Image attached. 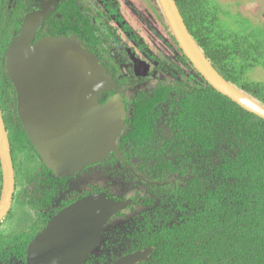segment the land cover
<instances>
[{"label": "rangeland", "instance_id": "rangeland-1", "mask_svg": "<svg viewBox=\"0 0 264 264\" xmlns=\"http://www.w3.org/2000/svg\"><path fill=\"white\" fill-rule=\"evenodd\" d=\"M129 4L138 8L140 20L144 18L143 13H155L160 18V23L156 24L157 29L161 25L168 29L157 0H122L124 9ZM199 8V12L203 11L207 17H215L217 42L226 48L225 51L230 52L229 68L237 80L234 86L264 105V0H203ZM15 29H0V108L7 122L5 125L10 139H16L19 129H23L15 96L3 76L5 48ZM157 33L154 30L153 34ZM172 43L176 50L174 41ZM152 45V50L158 49V44ZM101 53L105 57L101 63L114 85L101 99L105 102L117 97L124 105V127L117 144L128 167L112 153L104 162L72 177L58 178L46 171L37 151L29 143L17 148L12 145L15 193L9 216L0 224V235L6 233L9 239H15L31 231L39 233L58 210L85 194H104L119 201L132 200L128 209L111 219L115 226L106 228L102 244L90 255V264H112L135 249H143L144 234L150 231L148 224L153 225L174 217L172 207L165 203V196L167 192L173 191V186L171 182H166L170 179L167 178L170 169L164 165L165 160L175 154L163 152L160 139L165 141L172 137L167 124L172 114L169 101L184 93L198 91L203 85L189 66L184 68L183 75L177 77L166 72L157 78L152 71L144 78L133 77L132 64L130 59H126L128 53L125 45ZM173 53L171 49L172 69L176 64ZM132 57L135 59L133 54ZM128 74L131 76L128 77ZM249 87L251 90L258 88L260 93L249 92ZM164 97H167V101L163 100ZM150 102L154 104L153 110H148L153 130L152 146L135 147V139L123 143V135L135 130L131 123L140 114L138 107ZM157 142L154 152L153 147ZM130 168L134 169L135 174ZM191 179L188 175L182 177V180H171L177 181L179 188H184ZM2 184L0 177V186ZM7 248L0 251H7ZM0 264H3L2 261Z\"/></svg>", "mask_w": 264, "mask_h": 264}, {"label": "trees", "instance_id": "trees-1", "mask_svg": "<svg viewBox=\"0 0 264 264\" xmlns=\"http://www.w3.org/2000/svg\"><path fill=\"white\" fill-rule=\"evenodd\" d=\"M175 1L213 67L236 85L230 52L217 42L215 17L199 12L203 0ZM183 58L203 85L169 101L172 114L167 124L172 137L160 140L163 152L175 154L165 160L170 169L167 178L182 180L189 175L192 179L184 188L177 181L170 183L173 191L167 192L165 203L174 217L148 224L143 242L153 251L141 264H264V120L214 90ZM153 107V102L138 107L140 114L131 123L135 130L123 135V143L135 139V147L152 146L148 110ZM27 143L36 150L22 128L16 139L11 138L15 148ZM156 146L158 142L154 152ZM0 177L3 182L2 170ZM25 236H0V250L8 247L0 251L3 264H27L30 237Z\"/></svg>", "mask_w": 264, "mask_h": 264}, {"label": "water", "instance_id": "water-1", "mask_svg": "<svg viewBox=\"0 0 264 264\" xmlns=\"http://www.w3.org/2000/svg\"><path fill=\"white\" fill-rule=\"evenodd\" d=\"M157 1L180 49L201 77L218 93L264 120V105L213 67L189 32L176 1ZM47 11L44 8L27 18L7 52L5 73L16 90L18 113L28 139L44 165L59 178L102 163L112 153L127 166L117 144L124 127V105L117 97L102 101L101 96L114 85L98 59L73 37H46L33 43ZM136 63L141 65L138 60ZM0 163L1 222L15 192L10 140L1 110ZM131 204V200L117 201L104 194L80 199L56 215L31 242L28 263L83 264L99 243L105 224ZM152 250L127 255L114 264L144 263Z\"/></svg>", "mask_w": 264, "mask_h": 264}, {"label": "flooded vegetation", "instance_id": "flooded-vegetation-1", "mask_svg": "<svg viewBox=\"0 0 264 264\" xmlns=\"http://www.w3.org/2000/svg\"><path fill=\"white\" fill-rule=\"evenodd\" d=\"M44 8H47L48 11L45 15L42 25L37 31V34L33 41L34 44L46 37H73L76 40L80 41L83 47L89 50L98 59L101 65L102 59L105 58L104 54L101 52H107L109 49H114L116 47H120L121 45H125L126 51L128 53L126 55V59H130L133 68L132 76L138 79L147 77L150 71L154 72L157 78L162 74H165L166 72L172 74V76L177 77V75H183L184 68L188 67V63H186L183 58L185 55L183 54L177 41L175 40V37L171 32L169 25L168 29L164 28V26L162 25L160 26L161 28L157 29L156 26L158 25L157 23H160V18L156 17L154 15L155 13L153 14L151 12L148 15L143 13L144 18L140 20L139 16L141 14L138 13V8L135 7L133 4H129V7L127 5V7L124 9L122 7V0H0V29L3 27L7 31H9L10 29H12V27L16 28L15 33L12 35L11 40L8 42V45L5 48L3 59L5 68L8 49L11 43L20 35L21 29L24 23L26 22L27 18L37 12H43ZM148 11L149 9L147 10V12ZM154 30L158 33L153 34ZM171 33L173 39H171ZM172 41H174L177 47L176 50L173 46ZM152 44H158V49L152 50ZM171 49L174 51L173 55L174 60L176 61L174 69H172L171 64ZM132 54L135 56V59L134 57H132ZM112 56L116 57L115 55ZM136 59H139L141 61V65L136 63ZM176 66L179 67L177 68ZM5 76L7 77L6 73ZM130 76L131 75L128 74V77ZM6 79L10 84L12 92H15L14 96L16 100V108L18 111L16 90L10 79L8 77ZM4 122L7 123L6 120H4ZM9 140L13 164H15L10 137ZM36 151L40 157L37 148ZM45 168L47 169V172L57 177L51 170H49L47 167ZM1 170L2 166H0V174ZM2 190L3 184L0 186V200L2 197ZM89 195L94 194H85L82 197L74 199L71 202L68 201L69 203L67 202L68 204L64 208L58 210L50 219V221L62 210L72 206L80 199L85 198ZM9 212L7 216L0 222V224H2L5 219H7V217L9 216ZM117 215L111 217L109 221L105 224L99 243L93 249V251H96L102 244L106 228H109L112 225L113 227L115 226L114 223H111V219L116 217ZM50 221L46 223L44 228L41 229L39 233L31 231L32 233L29 232L25 236V239L30 237V239L26 242L27 247L25 249V259L27 264H29L27 260V250L29 248V245L43 230L46 229ZM5 235L6 233L1 234L0 236ZM142 248L143 249H135L133 250L134 252L130 254L151 249V247H144L143 241ZM90 255L83 264H90ZM119 259L120 258H118L117 260ZM116 261H114L112 264H114Z\"/></svg>", "mask_w": 264, "mask_h": 264}]
</instances>
